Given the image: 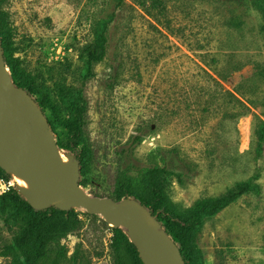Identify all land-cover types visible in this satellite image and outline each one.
<instances>
[{
    "label": "rangeland",
    "instance_id": "374dc122",
    "mask_svg": "<svg viewBox=\"0 0 264 264\" xmlns=\"http://www.w3.org/2000/svg\"><path fill=\"white\" fill-rule=\"evenodd\" d=\"M143 1L5 0L0 23L13 34L12 81L32 82L36 97L45 98L56 142L73 126L83 92L80 145L89 161L80 186L92 197L121 202L122 152L135 137L142 139L131 156L140 168L160 150L179 151L184 175L169 197L183 208L258 176L260 193L207 218L197 243L204 264H264V151L257 156L254 134L264 123V32L254 0H163L159 9ZM111 19L106 57L83 84L81 49ZM10 176L0 181V195L18 191ZM74 210L79 227L53 242L42 264H116V227ZM6 218L0 213V264H11L6 250L17 235Z\"/></svg>",
    "mask_w": 264,
    "mask_h": 264
},
{
    "label": "trees",
    "instance_id": "16d2710c",
    "mask_svg": "<svg viewBox=\"0 0 264 264\" xmlns=\"http://www.w3.org/2000/svg\"><path fill=\"white\" fill-rule=\"evenodd\" d=\"M148 1L151 8L164 7L163 0H144L143 8L147 7ZM4 2L5 0H0V6ZM253 5L262 18L261 30L264 32V0H254ZM111 21L112 19L104 20L97 25L94 29V41L81 49L80 54L86 63L83 84L95 76L94 65L102 62L106 57ZM0 41L6 67L11 71V77L14 80L15 68L10 56L15 50L13 49V34L7 21L0 23ZM18 86L24 88L34 98L55 132L56 119L47 115L45 98L36 97L33 83ZM86 111L87 102L83 97V92L80 91L73 126L64 139L57 140L58 149L65 155L71 156L73 161L80 165L81 177L85 175L89 161L86 150L80 145ZM254 134L257 140L256 154L260 157L264 151V123L256 127ZM141 139V137H135L130 149H124L122 152L118 177V200L138 201L156 217L162 229L176 243L186 264H204V254L198 246L197 238L205 220L216 216L245 194L260 193L261 186L255 182L258 176L237 184L219 197L199 202L190 208H183L169 197L172 184L175 180L182 182L184 175V163L179 157V151L176 149L160 150L151 166L140 168L135 165L131 154L132 149L141 142ZM10 179V174L0 166V181L7 183ZM80 185H84L81 179ZM0 213L6 214L8 226L17 230L13 243L6 250V255L11 257V264H42L52 243L65 238L80 225L79 215L74 208L61 210L51 205L44 210H37L19 191L14 189L0 195ZM113 232L117 255L116 264H145L126 229L116 227Z\"/></svg>",
    "mask_w": 264,
    "mask_h": 264
},
{
    "label": "water",
    "instance_id": "95a60500",
    "mask_svg": "<svg viewBox=\"0 0 264 264\" xmlns=\"http://www.w3.org/2000/svg\"><path fill=\"white\" fill-rule=\"evenodd\" d=\"M63 156L42 109L13 83L0 41V166L32 186L18 188L26 201L37 210L80 206L126 229L145 264H186L176 243L144 206L134 199L116 202L90 196L80 186L79 165L66 155L72 163L65 166Z\"/></svg>",
    "mask_w": 264,
    "mask_h": 264
},
{
    "label": "bare ground",
    "instance_id": "6f19581e",
    "mask_svg": "<svg viewBox=\"0 0 264 264\" xmlns=\"http://www.w3.org/2000/svg\"><path fill=\"white\" fill-rule=\"evenodd\" d=\"M63 162H64V160H63ZM71 163H72V161L64 162V165L65 166H70ZM15 180L19 184V187H23V188H27L29 190H33L32 186L28 182L23 180L22 178H20L18 176H15Z\"/></svg>",
    "mask_w": 264,
    "mask_h": 264
}]
</instances>
